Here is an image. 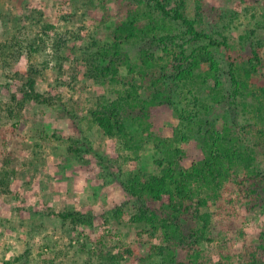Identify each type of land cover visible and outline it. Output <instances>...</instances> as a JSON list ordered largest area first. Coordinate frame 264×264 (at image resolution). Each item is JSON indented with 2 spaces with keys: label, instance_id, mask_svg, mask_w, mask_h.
Segmentation results:
<instances>
[{
  "label": "rangeland",
  "instance_id": "obj_1",
  "mask_svg": "<svg viewBox=\"0 0 264 264\" xmlns=\"http://www.w3.org/2000/svg\"><path fill=\"white\" fill-rule=\"evenodd\" d=\"M184 1L190 19H200L198 28L225 44L212 49L220 69L221 85L215 90L210 88L214 83L197 85L192 88V94L183 88L177 93L174 107L162 109L156 125L163 129L183 127L194 133L204 127L202 120H209L214 131L225 132L224 128H230L243 140V145H261L256 148L253 165L264 172V137L261 136L264 132V94L261 93L264 88V0ZM198 2L202 5L201 18H196ZM129 3L136 2L0 0V171H7L11 177L9 191H0V264H8L26 251L29 261L25 259L18 264H102L111 256H120L121 264H162L159 254L164 244L162 231L152 230L140 220L131 223V218L139 212L135 201L126 202L124 221L118 220L115 211L125 200L122 185L133 172L154 169L145 155L141 163L135 161V156L121 149L118 140L108 138L91 122L89 110L96 107V101L101 96L114 99L113 90L120 89V85L102 87L94 80L84 79L86 69L78 62L80 49H70L72 46L65 51L69 59L63 63L62 73L72 87L58 88L55 65L44 67L46 57L51 60L54 56L52 47L59 38L67 40L78 34L82 38L94 35L98 40H108L110 27L121 7ZM23 14H35L37 18H20L19 25L15 17ZM162 26L165 29L159 32V37H174L178 44L191 48L184 26L171 19ZM16 35L20 36L16 41L39 38L46 41L47 55L29 60L42 73L45 71L37 77L39 90L56 88L55 94L63 98V106L74 120L60 105L36 104L27 105L19 119L8 118L5 106L20 90L15 85V76L28 70L29 64L27 49H23L25 57L22 58V55L19 57L21 47L14 46ZM4 43L13 49L4 52ZM27 44L20 45L27 48ZM144 47L160 57L165 56L163 46H154L148 40L128 45L126 50L136 62L137 52ZM254 51H258L260 61L250 62ZM232 74L239 82L238 87ZM184 97L190 101L187 108ZM180 112L185 116L196 114L190 127L183 125L184 120L178 117ZM71 147L80 153H74ZM244 176L245 170L233 172L221 191L225 196L223 203L209 200L206 210L213 216L215 236L224 234V242L234 253L248 255L259 243L264 218L237 202L240 190L234 184ZM230 203H234L231 208L235 209L232 218L222 210ZM64 211L80 212L91 223L75 224L55 215ZM202 249L204 260L218 252L206 244Z\"/></svg>",
  "mask_w": 264,
  "mask_h": 264
},
{
  "label": "trees",
  "instance_id": "obj_2",
  "mask_svg": "<svg viewBox=\"0 0 264 264\" xmlns=\"http://www.w3.org/2000/svg\"><path fill=\"white\" fill-rule=\"evenodd\" d=\"M133 1L136 3L121 7L117 20L110 27L108 40H98L94 35L85 39L78 34H73L67 40L59 38L52 47L54 56L51 60L48 57L44 60V67L55 65L58 88L66 85L72 87L62 74L63 63L69 59L65 51L71 46L70 49H80L78 62L86 69L84 79L94 80L102 87L120 85V89L113 90L114 99L101 96L96 101V107L89 110L91 122L105 136L118 140L121 149L135 156V161L141 163L145 155L154 171L133 172L127 182L123 183L125 200L115 208L116 217L124 221L128 206H125L128 204L126 202L131 204L135 201L139 212L138 216L131 218V223L136 224L140 220L150 225L152 230L162 231L164 244L159 253L162 264H264V230L254 252L248 255L234 253L226 240L224 242L223 233L222 236H215L213 216L206 210L209 200H222L220 204L223 203L225 196L221 191L224 183L233 172L242 169L246 171V176L234 184L240 190L237 202L244 203L249 211L264 218V172L253 165L256 148H261V145L245 146L243 140L234 135L230 128H224L225 132L212 130L209 120H202L204 127L194 133L183 127L163 129L156 125L162 109L174 107L177 93L183 88L192 94V88L197 85L214 83V86H210L212 90L221 85L220 69L212 49L225 44L198 28L200 19H190L184 0ZM198 3L196 18H201L202 5ZM155 13L158 15L155 16ZM23 15L15 17L17 24L20 25V18H37L35 14ZM169 19L184 26L185 36L192 43L191 48L178 44L174 37L158 36L165 29L162 24ZM45 29H49L47 25ZM18 37L16 35L13 40L16 43L14 46L19 45L22 49L19 57H25L23 49H27L28 61L47 55L44 39L22 42L16 41ZM147 40L154 46H163L165 56L160 57L152 49L144 47L137 52V60L134 62L126 47L138 42L146 43ZM21 43H28L27 48H23ZM3 49L7 53L13 47L4 43ZM259 58L258 51H254V59L251 58L250 62L255 59L260 61ZM33 65L29 61L28 70L15 76V85H19L20 90L13 94L5 106L8 118L19 119L29 104L47 107L60 105L71 117V113L63 106V98L55 94L56 88L44 92L39 90L37 77L45 71L42 73ZM234 74L232 79L237 82ZM236 86H239V82ZM261 93L264 94V88ZM184 101L187 108L190 101L185 97ZM195 115L185 116L180 112L178 117L184 120V126L190 127L195 121ZM261 136L264 137V132H261ZM70 150L80 153L77 148L71 147ZM0 176V191L5 193L9 189L11 177L7 171H0ZM232 204L222 209L230 218L234 217L231 215L235 210L231 208ZM55 215L64 221L72 220L75 224L91 223L89 217L80 212L64 211L56 212ZM153 235L150 234L151 237ZM243 235L239 232V236ZM203 244L214 246L218 251L216 256L209 255L204 260ZM119 257L106 258L102 264H121ZM25 259L29 261L27 251L8 264H18Z\"/></svg>",
  "mask_w": 264,
  "mask_h": 264
}]
</instances>
